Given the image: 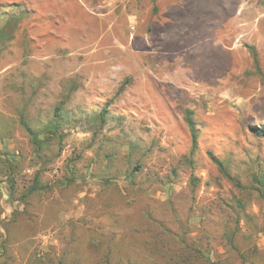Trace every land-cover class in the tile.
I'll use <instances>...</instances> for the list:
<instances>
[{"label":"rangeland","instance_id":"obj_1","mask_svg":"<svg viewBox=\"0 0 264 264\" xmlns=\"http://www.w3.org/2000/svg\"><path fill=\"white\" fill-rule=\"evenodd\" d=\"M75 3L0 0V264H97L91 249L120 236L119 222L145 223L146 209L174 233L186 222L190 245L214 261L264 264V137L251 130L264 127V20L252 26L264 0H226L230 14L254 13L229 33L216 23L218 48L137 49L126 15L70 14ZM37 173L49 188L25 198Z\"/></svg>","mask_w":264,"mask_h":264},{"label":"crops","instance_id":"obj_2","mask_svg":"<svg viewBox=\"0 0 264 264\" xmlns=\"http://www.w3.org/2000/svg\"><path fill=\"white\" fill-rule=\"evenodd\" d=\"M225 3L226 0H76L75 4H79L81 9L70 14L89 16L126 15L128 19L127 26L130 28L128 30L133 31L129 35L130 45L137 49L140 47V44L137 43L139 39L143 42L141 47H149L152 41H158L162 46H165V43L168 42L172 47L184 45L190 48H218L222 44V34H218L219 27L214 26L216 23L221 24V29L229 33L228 25L230 22L236 21L239 26L251 25V22H247L242 18L239 20V16L242 17L243 12L247 11L254 13V10L241 9L234 14H230L228 9L225 8ZM258 13L259 18H257V22H253L252 26H259L264 20V13L262 14L259 11ZM45 14L61 15L67 13H59L49 9ZM224 15L227 16L225 20L215 18ZM131 16L132 22L129 20ZM230 16L237 18H231ZM139 17L144 18L142 23L146 26L142 29L141 35L137 34L139 25H142ZM254 32L253 30L247 32V36L240 34L237 40L239 42L242 38L254 40ZM248 45L250 48L257 49L256 44L248 43ZM195 54L198 56L201 52ZM190 62L209 63L210 60L197 59Z\"/></svg>","mask_w":264,"mask_h":264},{"label":"trees","instance_id":"obj_3","mask_svg":"<svg viewBox=\"0 0 264 264\" xmlns=\"http://www.w3.org/2000/svg\"><path fill=\"white\" fill-rule=\"evenodd\" d=\"M252 49L254 54L255 63L260 68V57L259 53L255 48ZM108 107L105 108L107 112ZM61 107L56 109L57 124L55 125V132L60 129L63 120L65 118L61 117ZM190 112V111H189ZM61 124V125H60ZM27 132L34 138V144L40 149L41 141L39 140L38 133L33 131L32 127L28 125L27 122L23 123ZM188 125L191 127L193 132L194 144L196 143V127L192 120H188ZM251 130L260 137H264V127L256 128L251 127ZM213 156V155H212ZM214 161L218 166L224 170V165L213 157ZM17 161L16 155L9 157V165L12 167ZM12 173H10L11 175ZM10 178V177H9ZM74 179L67 181V184H73ZM261 183V181H259ZM240 184V183H239ZM47 185H44L41 179V174L37 173L35 175L32 185L29 187L28 193L24 196L29 198L30 196L37 195L42 192H46ZM10 190L14 194L16 191V181L14 176L10 179ZM27 204V201L25 205ZM171 210L174 215H177V211L170 202ZM22 213H16L10 220L12 223L18 222V217L23 215ZM145 223H136L135 225H125L119 222L121 228H123V233L120 236H115L113 238H107L106 242H103L99 249H91L92 253L96 255L98 261L97 264H224L220 259L219 261H214L212 258L211 251H201L196 246L190 245V236L188 234V228H186V222H182L177 219L180 225L179 232L174 233L172 229L167 225L166 220H161L157 213L152 209H146L144 212ZM26 214V213H25ZM123 217V216H122ZM148 221V222H147ZM4 231L0 229V238L6 236L8 238L10 230L2 225ZM148 236V237H147ZM8 240V239H6ZM232 240L236 241L234 236ZM0 247L6 252L8 248V243L3 241ZM128 243V245H127ZM140 244L143 245L144 249L140 248ZM227 262L234 258L230 251H225ZM239 259L244 260L246 257L249 259V255L241 254L240 251H234ZM78 264H82L79 263Z\"/></svg>","mask_w":264,"mask_h":264}]
</instances>
